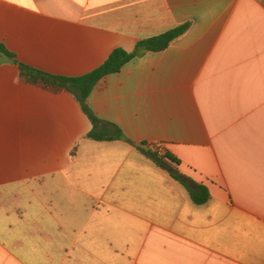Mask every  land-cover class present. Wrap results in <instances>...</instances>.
Segmentation results:
<instances>
[{"label": "crops", "instance_id": "0c3cea01", "mask_svg": "<svg viewBox=\"0 0 264 264\" xmlns=\"http://www.w3.org/2000/svg\"><path fill=\"white\" fill-rule=\"evenodd\" d=\"M185 24L91 91L124 140L20 76L80 78ZM0 44V264H264V0H0Z\"/></svg>", "mask_w": 264, "mask_h": 264}, {"label": "trees", "instance_id": "16d2710c", "mask_svg": "<svg viewBox=\"0 0 264 264\" xmlns=\"http://www.w3.org/2000/svg\"><path fill=\"white\" fill-rule=\"evenodd\" d=\"M188 28L189 25L185 24L160 36L143 40L137 44L133 53H127L123 50H116L102 67L91 74L80 78L54 76L24 64H20V76L21 79L27 83L37 87H41L56 93L65 91L74 94L81 102L84 111L88 114L94 126L93 130L87 135L88 139L99 142L124 140L123 135L118 128L109 123L101 121L90 112L87 106V99L91 91L103 77L109 74L118 73L121 68L131 59L142 57L148 52H160L165 50L172 42L183 36L187 32ZM13 58L14 55L11 54L2 44H0V62L5 59L12 60ZM138 147L142 149L158 165L163 163H168L172 167L180 165V161L172 157L167 152L163 155H159L157 151H152L149 149L145 143L140 144ZM171 175L175 180L179 181L189 190L191 199L195 204L203 205L210 200V193L206 187L197 185L193 189L188 184L189 180L179 174L176 168L173 173H171Z\"/></svg>", "mask_w": 264, "mask_h": 264}, {"label": "water", "instance_id": "95a60500", "mask_svg": "<svg viewBox=\"0 0 264 264\" xmlns=\"http://www.w3.org/2000/svg\"><path fill=\"white\" fill-rule=\"evenodd\" d=\"M162 167L170 172H173V168L168 163H163Z\"/></svg>", "mask_w": 264, "mask_h": 264}, {"label": "built area", "instance_id": "2783aa9c", "mask_svg": "<svg viewBox=\"0 0 264 264\" xmlns=\"http://www.w3.org/2000/svg\"><path fill=\"white\" fill-rule=\"evenodd\" d=\"M158 154H159V155H163V153H162V152H159Z\"/></svg>", "mask_w": 264, "mask_h": 264}]
</instances>
